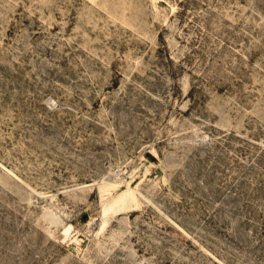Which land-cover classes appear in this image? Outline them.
I'll return each instance as SVG.
<instances>
[{"label":"rangeland","instance_id":"374dc122","mask_svg":"<svg viewBox=\"0 0 264 264\" xmlns=\"http://www.w3.org/2000/svg\"><path fill=\"white\" fill-rule=\"evenodd\" d=\"M0 264H264V0H0Z\"/></svg>","mask_w":264,"mask_h":264}]
</instances>
